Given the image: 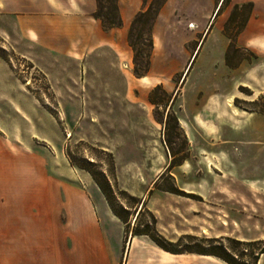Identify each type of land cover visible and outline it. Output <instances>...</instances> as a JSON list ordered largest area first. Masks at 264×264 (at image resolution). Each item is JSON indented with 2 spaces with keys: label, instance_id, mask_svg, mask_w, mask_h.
<instances>
[{
  "label": "rangeland",
  "instance_id": "rangeland-1",
  "mask_svg": "<svg viewBox=\"0 0 264 264\" xmlns=\"http://www.w3.org/2000/svg\"><path fill=\"white\" fill-rule=\"evenodd\" d=\"M227 6L230 0L223 1L221 10ZM229 8L222 33L224 29L228 31L236 47V35L242 30L239 27L245 11ZM232 10L234 16L230 17ZM1 20L11 23L9 18ZM149 24L148 21L141 31L142 38L136 43L141 52L148 50ZM170 32L171 36H165V48L154 56L153 67L149 63L148 71L136 76L133 63L130 69L124 66L122 86L116 90L87 88L84 73L78 68L69 77L70 87L52 89L49 76L35 63L34 57L21 56L33 49L21 36H5L0 32V59L8 63L20 88L36 99L37 114L34 112L37 109L25 107L24 100L21 101L27 113L34 112L28 115V125L34 121L35 127L41 126L49 137H56L55 142H35L44 152L43 163L46 165L56 157L55 160L70 166L79 185L92 197L96 188L93 177L102 184L108 179L114 206L129 210L130 214H126L128 233H132L134 227L142 229L149 224V210L160 222L158 231L172 242L179 240L181 250L214 251L236 264H264V255H261L264 248V93H258L255 76L250 81L257 88H252L240 83L244 73L234 74L226 67L212 73L202 72L196 61L189 71L188 65L184 73L185 76L188 71L186 79L179 83L194 44L181 23L173 25ZM212 48L210 41L200 51L202 60L211 58ZM242 56L248 54L235 53L232 63L239 62ZM243 61L259 63L264 61V55L256 54V58L248 57ZM140 67L143 68V64ZM105 74V80L110 81L111 74ZM221 90H224L223 96ZM220 98L230 99L237 117L235 130L229 133L233 157L230 176L235 182L238 178L244 180L241 184L247 186L250 200L212 198L218 190L221 172L215 169L218 167L216 155L210 150L201 151L198 146H211L216 126L210 113L218 118ZM100 99L104 103H98ZM205 100L209 116L202 119L200 113L205 112L200 102ZM9 107L0 105V117L9 118ZM196 109L200 113L195 112ZM244 111L255 112L260 119H244ZM252 126H256L255 130ZM105 152L112 156L117 188L126 190L137 200L117 193L109 175L111 157ZM171 160L178 165L169 166ZM179 175L188 187L198 188L202 195L181 189V194H170L158 189L170 188L173 184L177 187L175 177ZM198 179L199 185H195ZM237 191L236 186L235 198ZM142 203L144 207L134 225V216Z\"/></svg>",
  "mask_w": 264,
  "mask_h": 264
},
{
  "label": "crops",
  "instance_id": "crops-1",
  "mask_svg": "<svg viewBox=\"0 0 264 264\" xmlns=\"http://www.w3.org/2000/svg\"><path fill=\"white\" fill-rule=\"evenodd\" d=\"M150 1L117 0L122 24L104 31L92 15L96 9L95 0H0V32L5 36H21L33 48L21 56L34 57L35 63L49 76L52 89L70 87L69 77L78 68L84 73L87 88L116 90L122 86L123 67L130 69L132 66V49L127 42L129 26L134 16L144 10ZM221 2L165 0L150 30L153 43L150 66L154 65L157 51L165 48V36H171L172 26L181 23L194 44L183 72L190 64L189 71L195 61L202 72L209 70L208 73H212L226 67L234 74L244 73L240 83L258 87V93H264V61H243L238 67L229 68L224 62L228 39L222 33L229 7L252 2L245 25L236 35V45L262 57L264 0H230V6L222 10ZM1 18H9L11 23ZM210 41L213 44L211 58L202 60L200 51ZM106 72L111 74L110 81L105 80ZM0 74V105L10 106L9 118L0 117V264H227L214 255L171 253L147 236L126 234L124 225L112 213L97 186L93 188L92 197L79 185L70 166L55 160L56 157L46 165L43 163L44 152L35 142H55L56 137H49L41 126L35 127L34 121L28 125V115L39 111L35 106L36 99L20 88L10 66L2 59ZM254 76L257 87L250 81ZM223 91H220L221 96ZM22 100L25 107L29 105L37 110L27 113V109L22 108ZM225 100L219 99L218 118L210 113L216 126L211 146L208 148L200 144L198 147L216 155L218 167L215 169L221 172L218 190L212 198L250 200L247 186L241 184L244 180L238 178L239 181L235 182L230 176L233 157L230 155L232 139L229 133L235 130L237 117L230 99ZM98 103L104 101L100 99ZM200 103L205 114L197 109L195 112L205 119L209 116L206 100ZM244 113V119H260L255 112ZM255 127L252 126V129L255 130ZM186 137L189 142L187 132ZM207 166L211 168V164ZM224 175L226 178H222ZM175 179L178 189L202 195L198 188L188 187L182 175ZM195 185H199V179ZM155 218L159 230L160 222L156 215Z\"/></svg>",
  "mask_w": 264,
  "mask_h": 264
},
{
  "label": "trees",
  "instance_id": "trees-1",
  "mask_svg": "<svg viewBox=\"0 0 264 264\" xmlns=\"http://www.w3.org/2000/svg\"><path fill=\"white\" fill-rule=\"evenodd\" d=\"M223 1L224 0H222L221 3H223ZM95 2H96V9L92 15H93L94 19H96L100 22L104 31H108L112 28H116V27L121 26L122 21L120 19L118 9H117V5H116L117 0H95ZM164 2H165V0H151L150 3L148 4V6L144 10L138 12L134 16V18L131 21V24L129 26L128 33H127V42H128V45L130 46V48L132 49V52H133V55H132L133 73L136 76H142L143 73L148 71L151 51H152V47H153L152 38L150 36V30H151V26H152V23L154 21L155 15H156L158 9L162 6V4ZM252 7H253L252 2L242 3L241 5H238V4L233 5L234 11H236L237 9L245 11V14L242 18V24L239 28L244 27L245 22H246L249 14L252 10ZM233 10L230 14V17L234 16ZM148 21L150 23L149 24L150 26H149L148 50L146 52H141L138 48H136V43H137V41H139L142 38L141 31L143 30L144 26L147 24ZM134 32H135V36H133ZM223 33L229 40V43L226 47L225 54H224V62L226 64V66H228L229 68H236V67H238L239 63L242 60H248V57L256 58V54L253 53L252 51H250L248 48L238 47V46L235 47L234 38H232V36L230 35V33H228V31H226L224 29ZM238 51H244L246 54H248V56H242L239 59V62L232 63L231 58H233L235 56V53H237ZM140 64H143V68L140 67ZM174 121L176 122V118H174ZM105 153H107L111 157L110 158L111 159V162H110L111 163V169H110L109 175L111 177L113 186L115 187L117 193L121 196H125L127 198L137 200L138 198L131 196L126 190L117 188V180H116V177L114 175V163H113L112 156L110 155L109 152H105ZM171 165L172 166L178 165V163H175L174 160H171L169 166H171ZM162 175H163V173L157 178V180L160 179ZM93 180H94L96 186L98 187V189L100 190V192L102 193V195L104 196V199L106 200V203H107L108 207L110 208V210L112 211V213L124 225V232L127 234L128 230H129V224H128V221L126 219V214H130L129 210H127V208H123L122 206H120L119 208H116L114 206V204L112 202V197H111L113 194L112 186L110 185L108 179L105 178L103 184H102V182L98 181L95 177H93ZM154 184H156V181L154 182ZM158 189L163 190V191H167V192H170L173 194L183 193L174 184L170 188H158ZM143 207H144V205L142 203L140 206V209L137 211V214L134 218V225L137 221V217L140 213V210H142ZM147 212H148V215L150 217L149 224H146L145 226H143L142 229H136L134 227V230L131 233L132 236H139V235L147 236L156 245H158L160 248H162L165 251L171 252V253L189 252V253H197V254H203V255H214V256H217V257L221 258L222 260H224L227 264H236V262L234 260H231L225 256H222V255H220L214 251L203 252V251H199V250H190L187 248H183L181 250V245L179 244V240L172 242V241L166 239L156 228L155 216L149 210H147ZM263 252H264V248L261 250V253H263Z\"/></svg>",
  "mask_w": 264,
  "mask_h": 264
},
{
  "label": "water",
  "instance_id": "water-1",
  "mask_svg": "<svg viewBox=\"0 0 264 264\" xmlns=\"http://www.w3.org/2000/svg\"><path fill=\"white\" fill-rule=\"evenodd\" d=\"M187 67H188V66H187ZM187 67L185 68V70H184V72H183L182 76L180 77V81H179V83H182V81H183V79H184V73H185V71H186Z\"/></svg>",
  "mask_w": 264,
  "mask_h": 264
},
{
  "label": "bare ground",
  "instance_id": "bare-ground-1",
  "mask_svg": "<svg viewBox=\"0 0 264 264\" xmlns=\"http://www.w3.org/2000/svg\"><path fill=\"white\" fill-rule=\"evenodd\" d=\"M222 1V0H221ZM261 255H264V253H262Z\"/></svg>",
  "mask_w": 264,
  "mask_h": 264
},
{
  "label": "built area",
  "instance_id": "built-area-1",
  "mask_svg": "<svg viewBox=\"0 0 264 264\" xmlns=\"http://www.w3.org/2000/svg\"><path fill=\"white\" fill-rule=\"evenodd\" d=\"M191 25V24H190Z\"/></svg>",
  "mask_w": 264,
  "mask_h": 264
}]
</instances>
